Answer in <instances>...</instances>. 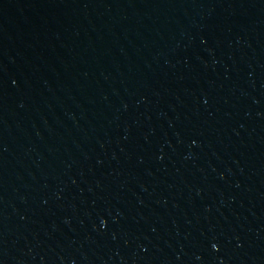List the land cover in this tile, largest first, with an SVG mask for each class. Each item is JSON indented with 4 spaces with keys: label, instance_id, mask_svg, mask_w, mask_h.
<instances>
[{
    "label": "water",
    "instance_id": "95a60500",
    "mask_svg": "<svg viewBox=\"0 0 264 264\" xmlns=\"http://www.w3.org/2000/svg\"><path fill=\"white\" fill-rule=\"evenodd\" d=\"M0 264H264V0H0Z\"/></svg>",
    "mask_w": 264,
    "mask_h": 264
}]
</instances>
